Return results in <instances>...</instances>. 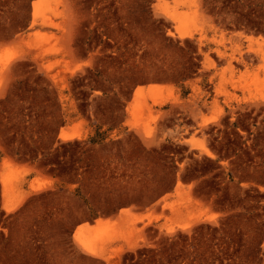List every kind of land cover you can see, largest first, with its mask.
Masks as SVG:
<instances>
[{
    "label": "rangeland",
    "instance_id": "rangeland-1",
    "mask_svg": "<svg viewBox=\"0 0 264 264\" xmlns=\"http://www.w3.org/2000/svg\"><path fill=\"white\" fill-rule=\"evenodd\" d=\"M0 264H264V0H0Z\"/></svg>",
    "mask_w": 264,
    "mask_h": 264
},
{
    "label": "crops",
    "instance_id": "crops-1",
    "mask_svg": "<svg viewBox=\"0 0 264 264\" xmlns=\"http://www.w3.org/2000/svg\"><path fill=\"white\" fill-rule=\"evenodd\" d=\"M19 163H23V162H19ZM130 206H134L135 210L137 211H143V207L142 206H139L137 205L135 202L133 201H125L124 203H120L118 205H116L114 208L110 209L109 211L103 213V214H100V215H91V214H82L80 216H78L74 222L72 223V226H71V229H70V238L72 239V236L74 235L75 231L77 230L78 227H82V226H85L83 225L84 223L88 222L89 225L91 226H95V223H94V219L95 218H114V217H117L119 215V210L121 208H126V207H130ZM89 226V227H91ZM114 245V244H113ZM116 246H119L120 243H116L115 244ZM114 245V246H115ZM75 248L77 249L78 253L79 254H82L84 256H88V257H97V256H94L90 253H87L86 251H84L83 249H81L80 247L78 246H75ZM124 250H126V247H124Z\"/></svg>",
    "mask_w": 264,
    "mask_h": 264
},
{
    "label": "bare ground",
    "instance_id": "bare-ground-1",
    "mask_svg": "<svg viewBox=\"0 0 264 264\" xmlns=\"http://www.w3.org/2000/svg\"><path fill=\"white\" fill-rule=\"evenodd\" d=\"M61 137L62 138H65V137H67V135L65 134V132H63L62 134H61ZM84 227V226H83ZM85 228V227H84ZM93 252V251H92Z\"/></svg>",
    "mask_w": 264,
    "mask_h": 264
}]
</instances>
